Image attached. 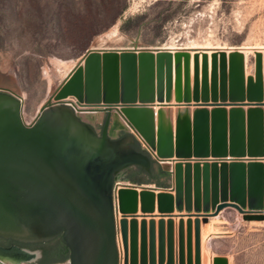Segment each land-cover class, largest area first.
Segmentation results:
<instances>
[{
	"label": "water",
	"instance_id": "95a60500",
	"mask_svg": "<svg viewBox=\"0 0 264 264\" xmlns=\"http://www.w3.org/2000/svg\"><path fill=\"white\" fill-rule=\"evenodd\" d=\"M180 52L179 56L190 53ZM171 57L168 50L90 49L82 57L85 66H81L82 62L76 66L54 97L40 108L32 124L23 120L21 97L11 90H0V237L23 244L60 238L68 250L69 264H120L115 183L129 167L139 166L150 174L151 160L132 148L135 137L110 108L100 137L97 133L100 134L107 113L82 114L81 119L69 106L73 102L62 99L76 97L89 104L109 105L135 104L138 100L146 104L156 99L169 103ZM220 57V66L226 68V54L221 53ZM256 62L257 81L249 78L246 86L243 59L238 53L233 54L229 77L226 79L223 73L218 91L215 58L210 97L204 60L202 97L196 66L193 102L202 104H196L200 108L194 113L193 128L190 122L179 128L175 145L171 128H160L158 133L159 158L176 164L174 171L163 166L171 176L168 192H175V198L162 195L159 212L186 210L189 217L197 218V264H200L201 217H216L226 208H235L246 221H264L261 55ZM175 93L178 103L189 106L192 102L191 98H183L178 81ZM54 98L58 99L55 103ZM246 105L247 111L243 108ZM209 106L214 107L211 112ZM227 106H232L229 112ZM142 112L153 116V109L146 105H127L122 110L154 149L155 129L140 119ZM109 133L112 138L127 136L113 140ZM142 190L155 191L150 187ZM119 206L124 213L137 211L127 209L124 204ZM142 211L153 213V201ZM193 211L195 214L191 215ZM189 227L192 232L191 220ZM169 230L172 233V227ZM0 246L9 245L0 243ZM190 249L189 264H192V246ZM37 255L41 257L42 253L38 251ZM173 256L170 251L169 264H173ZM217 263L228 264V260L220 257L215 260Z\"/></svg>",
	"mask_w": 264,
	"mask_h": 264
},
{
	"label": "rangeland",
	"instance_id": "374dc122",
	"mask_svg": "<svg viewBox=\"0 0 264 264\" xmlns=\"http://www.w3.org/2000/svg\"><path fill=\"white\" fill-rule=\"evenodd\" d=\"M129 19L131 22L125 24ZM209 44L211 47L226 48L264 47V0H0V90H11L22 96L23 120L26 124H32L40 108L52 97L50 94L56 92L60 83L64 82L66 68L58 67V61L71 66L88 50L99 46L101 49L125 50L172 45L191 48ZM262 66L264 85L263 60ZM248 67L250 70L246 72L247 67L244 66L246 81L252 78L256 82L259 71L255 55L249 56ZM218 70L220 80L224 74L226 79L229 77L228 66L222 68L219 64ZM211 73L212 68L208 69L209 87ZM173 74V84L176 85L175 70ZM191 81L193 95L194 83ZM173 88L174 94L169 103H160L156 99L146 104L138 100L135 104L119 102L109 105L102 102L99 106L85 100L79 101L76 97L70 99H74L72 102L77 107H91L89 114L107 113L108 108L111 112H117L139 144L146 146L155 159L162 162L117 108L127 105L187 108L186 103L176 101V86ZM196 104L202 103L191 102L188 107H196ZM168 164L163 163V166L169 167ZM119 183L114 204L122 264H153V260L156 264L162 261L163 264H169L170 251L174 255L173 264H182V260L184 264H189L190 246L192 264H197L196 217H189L186 210H177L176 216H172L175 211L171 214L154 211L159 214L157 216L153 215L154 212L142 210L134 214L121 212L116 192L119 188L131 187L126 181L121 180ZM151 188L171 191V187L169 190ZM221 213L219 218H216L219 215L200 218V228L204 225L202 234L200 229V264H215V260L220 257L227 258L228 264H264V221H246L244 215L235 208H226ZM194 214L193 211L191 215ZM166 215L176 219L175 222L162 219ZM155 217L161 219H152ZM190 218H195L191 219L192 232L189 231ZM134 221L136 224H133ZM170 222L172 233L168 225ZM14 247L20 248L9 245L0 246V249ZM26 250L35 255L25 259L6 257L0 259V264H39L38 251L35 248ZM54 264H69V260Z\"/></svg>",
	"mask_w": 264,
	"mask_h": 264
},
{
	"label": "bare ground",
	"instance_id": "6f19581e",
	"mask_svg": "<svg viewBox=\"0 0 264 264\" xmlns=\"http://www.w3.org/2000/svg\"><path fill=\"white\" fill-rule=\"evenodd\" d=\"M116 32H117V30H116ZM111 34H113V32ZM196 45L198 46V44H196ZM196 45H194L191 48H188V47H176L175 45L164 46V47H161V48H153V49L149 48V49H152V50H168V52L172 56L171 57L172 60H171V63H170L171 70H172V88L175 87V86L177 87V81H178L180 83V93H181V95L185 99L186 98L187 99L191 98L192 102H193V99H194V89H195V79H196L195 78L196 77V66H197V69H198L197 70L198 71L197 74H198V78H199L198 79L199 80V95H200V97H202L203 78H204V60L207 61V78H208V69L210 70L212 68L210 87H209V82H208V92H209L210 97L212 96L213 63H214V60L216 58L218 60V66H219V62H220V58H221L220 54L221 53H225L226 54L227 62L230 61V58H231V56L233 54L238 53V55L241 56L243 61H244L243 62L244 66L247 67V70H245L246 72L247 71L249 72V70H250V67H248V60H249V56L250 55H253V56L255 55L256 59H257L258 55H261L262 60H263V64H264V47L263 46H256V47L242 46V47H237V48H234V47L233 48H226V47H214V46L211 47L210 46L211 44H209V46L207 45V46H204V47L203 46L202 47H195ZM188 49H196V51H192V52L189 51L190 53H188L187 55L185 54V55H182V56L180 55L179 56V53H181L180 51H185V50H188ZM91 50H102V49L99 46V48L98 47H94ZM137 54H139V53H137ZM155 54H157V53H155ZM103 57H104V53H101V59L102 60H103ZM81 62H82L81 66L84 67L85 66V61H83L82 58L77 63L75 62L71 66H68V64H66L63 61H58L56 63V64L59 65L58 67H65L66 68V73L64 74V77H63L64 81L70 75V73H72V71L76 68V66L78 64H80ZM227 64H228V68H229V62ZM174 70H175V73H176V85L173 84V77H174L173 76L174 75L173 71ZM192 74H193L194 78L192 77ZM217 74H218L217 82H218V86H220L219 70L217 71ZM245 76H247V75L245 74ZM192 78H193V83H194L193 95H192L191 86H190V80H192ZM200 78H201L202 81L200 80ZM63 80H61V81H63ZM60 85H61V83H60ZM173 85H175V86H173ZM210 89H211V91H210ZM54 91H55V89H54ZM50 92L52 93L53 90L50 91ZM165 92H167V89H166ZM54 93H56V92H54ZM54 93L50 94V96H52L50 98L54 97V95H55ZM172 93L174 94V90H173ZM21 98H22V96H21ZM48 99H49V97H48ZM57 100H58L57 98H54L53 103H55ZM62 100L66 101V102H69V101L72 102L74 99L72 100V98L70 99V97H67V98H64ZM92 105H94V104H92ZM97 105H99V104H97ZM209 107H212V106H209ZM197 108L199 109V107H197ZM117 109L119 111L123 110V108H121V107L117 108ZM152 109H153V116L150 115V113L147 114L146 112H142L143 115L141 114L142 116L140 117V119H142L143 122L154 126L155 135H156V137H155L156 138V144H155V148L153 150H154L155 155H157V157H159L158 133L160 131V128H164L166 130H169L171 128L172 131H173V135H174L175 131H177L176 134L178 133L179 128H185L188 125V122H190L191 127L193 128L195 111L193 109H191V108H190L191 109V111H190L188 106H187V108H184V107H179V108L178 107L177 108L176 107H172V108L169 107V108H167V107H164V106L163 107L159 106V107H154ZM90 110H92L91 107H81V108L78 107V114L80 116H82V118H83L82 114H89ZM175 143H176V140L174 138V145H175ZM161 163L162 164L163 163H169L168 164L169 168L172 171H174V168H175V165H176L174 162L162 161ZM193 164L194 163H192V165ZM162 195H172L173 198H175V193H171V192H168V191L164 192V191H160V190L159 191L155 190L154 192H150L149 193V192L143 191L140 188H136V189L119 188L117 190L115 196H116V198L118 200V205L124 204V206L127 209H130V210L131 209H136L137 210L136 213H137L139 210H143L144 207L147 206L150 203V201H153L154 210L155 211H159V209H160V200H161V196ZM139 207H141V209H139ZM176 210L177 209H175V211ZM191 219L192 218H190L189 220H191ZM168 225H171L170 227H172V222H170ZM200 241H201V239H200ZM204 243H205V234L202 235V248L203 249H204ZM119 252H120V250H119ZM34 255H35L34 253H30V252H28V251H26L24 249H20V248L0 249V259H2V260H4L6 257H11V258H16V259H25V258L33 257ZM120 264H122V256L121 255H120Z\"/></svg>",
	"mask_w": 264,
	"mask_h": 264
},
{
	"label": "flooded vegetation",
	"instance_id": "af4514ba",
	"mask_svg": "<svg viewBox=\"0 0 264 264\" xmlns=\"http://www.w3.org/2000/svg\"><path fill=\"white\" fill-rule=\"evenodd\" d=\"M107 115L104 119V123L102 124L101 127V132L100 134H98V136H102V133L104 131V127H105V123H106V119L108 116V111ZM94 131H96L94 129ZM108 131H110V125L108 128ZM110 135V133H109ZM127 135H118L117 137H113L110 135L111 139L113 140H121L123 138H125ZM134 138V137H133ZM132 148L135 149L138 152L143 153L144 155H146L150 160H151V173L148 174L145 170H143L141 167L139 166H133V167H129L127 168L123 173L120 174V176L118 177L117 182L115 183L116 189H117V185H119V181H126L128 183H130L129 185H135V186H139V187H150L149 185H157L159 183H164L167 181L168 177H171L170 174H168L164 169H163V164L156 160L155 158H153V156L148 152L145 151L143 149H141L137 139L134 138V143L132 145ZM168 174V175H166ZM0 243L3 245H10V246H16V244L13 243H18L16 241H13L11 239H4L2 237H0ZM31 245L35 248V250L40 251L42 253L40 260L43 258V247H49V248H53V253L52 255H56L57 256H61L63 253H67L66 252V248L65 246L61 243L60 238H56L54 240H51L49 242H43V243H36V244H28ZM17 248V247H14ZM21 249V248H20Z\"/></svg>",
	"mask_w": 264,
	"mask_h": 264
},
{
	"label": "trees",
	"instance_id": "16d2710c",
	"mask_svg": "<svg viewBox=\"0 0 264 264\" xmlns=\"http://www.w3.org/2000/svg\"><path fill=\"white\" fill-rule=\"evenodd\" d=\"M131 22V19L125 22V24H128ZM123 29V26H122ZM168 175V174H166ZM16 244V246L20 247L21 249H33L34 247L28 244H23V243H13ZM43 258L40 260V264H54V263H62L66 260H69V253L68 250H66L67 253H63L61 256L52 255L53 253V248L49 247H43Z\"/></svg>",
	"mask_w": 264,
	"mask_h": 264
},
{
	"label": "crops",
	"instance_id": "0c3cea01",
	"mask_svg": "<svg viewBox=\"0 0 264 264\" xmlns=\"http://www.w3.org/2000/svg\"><path fill=\"white\" fill-rule=\"evenodd\" d=\"M192 77H193V74H192ZM194 78V77H193ZM193 78H192V81H193ZM232 107H226V110L229 112L230 111V109H231ZM191 109H193L194 111H196L198 108H196V107H191ZM191 109L189 108V110L191 111ZM209 111H212L213 109H214V107H208L207 108ZM249 109V107H244V110L245 111H247ZM263 109H264V107H263ZM153 185V184H152ZM172 186V182H171V177H168L167 178V181L166 182H164V183H159V184H157V185H153V186H151V187H156L157 189H170V187ZM157 212V211H156ZM176 213H178V211L176 210L175 212H174V214H172V216L173 215H177ZM222 214V213H221ZM153 215H155V216H157V215H159V214H157V213H155V214H153ZM220 217V215L218 216V218ZM217 218V217H216ZM152 219H155V220H159V219H161V218H159V217H155V218H152ZM164 220H168V219H170V220H173L174 222H175V220L176 219H174V218H171L170 216H168V215H166V216H164V218H163ZM185 219H187V218H185ZM139 220V219H138ZM192 220H195V218H192ZM176 226V225H175ZM203 226L204 225H201V234H202V228H203ZM174 232H175V230H174Z\"/></svg>",
	"mask_w": 264,
	"mask_h": 264
},
{
	"label": "built area",
	"instance_id": "2783aa9c",
	"mask_svg": "<svg viewBox=\"0 0 264 264\" xmlns=\"http://www.w3.org/2000/svg\"><path fill=\"white\" fill-rule=\"evenodd\" d=\"M22 99V98H21ZM69 106H71L75 111H76V113H77V115H78V107L75 105V103L73 102V105H69ZM79 117H80V115H78ZM143 145V144H142ZM144 146V145H143ZM144 148L148 151V149H147V147L146 146H144ZM149 153H150V151H148ZM151 154V153H150ZM152 155V154H151ZM153 156V155H152ZM153 158H155L154 156H153ZM157 160V159H156ZM159 161V160H158ZM161 162V161H160ZM118 186V185H117Z\"/></svg>",
	"mask_w": 264,
	"mask_h": 264
}]
</instances>
